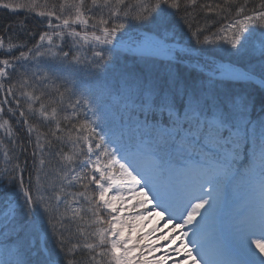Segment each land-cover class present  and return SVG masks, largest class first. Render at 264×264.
Instances as JSON below:
<instances>
[{
    "label": "snow or ice",
    "instance_id": "1",
    "mask_svg": "<svg viewBox=\"0 0 264 264\" xmlns=\"http://www.w3.org/2000/svg\"><path fill=\"white\" fill-rule=\"evenodd\" d=\"M215 7L0 0L23 15L0 23V264H264V214L229 216L245 185L264 203V0L226 26Z\"/></svg>",
    "mask_w": 264,
    "mask_h": 264
},
{
    "label": "rangeland",
    "instance_id": "2",
    "mask_svg": "<svg viewBox=\"0 0 264 264\" xmlns=\"http://www.w3.org/2000/svg\"><path fill=\"white\" fill-rule=\"evenodd\" d=\"M226 32H222L221 35H226ZM264 42V36H262L259 29H253L248 34V46L250 48H259L260 44ZM260 178H257L255 174V180L258 182ZM244 192H239L238 197L233 201V204L229 210L230 217H236L241 214L247 215L249 217V223L251 226L259 227V218L264 214V203H262L260 198V193L258 190H253L249 186L245 185L241 188ZM250 189L249 191H245ZM165 203L170 204L177 210L184 207L186 204V199L177 192H169L164 197ZM164 221L159 217H152L151 220L147 221L141 228L143 232H147L151 227L158 226L163 228ZM212 225V213L205 212V219L201 220L197 225L196 239L201 241V248L198 253V259L209 260L214 259L213 254V244L207 239L208 232L210 231ZM224 230L226 232L232 231L231 221L224 225ZM191 235V234H190ZM155 242V238L152 240H146V243ZM191 246V243H190ZM160 249H157L156 255L159 258Z\"/></svg>",
    "mask_w": 264,
    "mask_h": 264
},
{
    "label": "trees",
    "instance_id": "3",
    "mask_svg": "<svg viewBox=\"0 0 264 264\" xmlns=\"http://www.w3.org/2000/svg\"><path fill=\"white\" fill-rule=\"evenodd\" d=\"M6 2H12V0H6ZM44 0H41V3H43ZM61 2V0H48V4L49 7H51L52 4H59ZM89 4H90V0H88ZM148 0H141L142 4L147 3ZM198 4H211L213 6H219V7H215V12H218L219 15L221 17H225L227 16L228 19L224 20V26H226L229 22V20H234L235 18H237V12L234 11V8L236 7H243L245 5H247L246 10L250 11V9L253 6L258 7L259 6V0H236V3L233 4L232 6H227V0H197ZM69 3H71V0H69ZM129 3H136V0H129ZM221 9H224L223 11ZM137 10H142V8H138ZM74 11V10H72ZM65 14H68L67 12ZM195 11H193L192 15H195ZM206 14H208L206 12ZM104 15H107V10H105ZM99 14L97 15V19H99ZM239 18H243L242 16ZM23 19V15L19 16V17H13L11 16V14L7 11V10H0V23H5L6 21L9 20H20ZM30 23L32 24L34 30H35V24L34 22L30 21ZM214 32H219V34H221L222 32H224L222 29H214ZM181 35H185L184 33H181ZM184 42V41H182ZM209 51H217V49L213 48V49H209ZM30 91V90H28ZM40 93L37 92V95H39ZM41 103L45 104L46 106H55L53 104V101L51 98H45L44 100L41 101ZM39 107V105H37V108ZM48 111L49 114H51V107H48ZM63 115V114H62ZM37 127V132H43L46 131V128L40 127L38 124L36 125ZM36 133H34L33 135L35 136ZM4 167L3 165V158L2 156H0V168ZM35 178V177H33ZM25 180H27V174H25ZM8 192H7V188L5 186H0V208L3 207V201H5L6 196H7ZM83 223V222H82ZM85 227V230H87V225L84 224L83 225ZM143 228H139L137 232H133L131 233L132 237H133V241L135 240V236L138 234V232H143ZM125 233H127V229H125ZM146 243V241H145Z\"/></svg>",
    "mask_w": 264,
    "mask_h": 264
}]
</instances>
